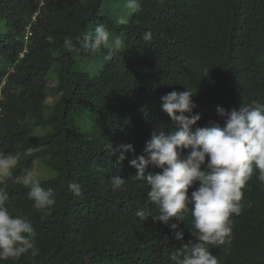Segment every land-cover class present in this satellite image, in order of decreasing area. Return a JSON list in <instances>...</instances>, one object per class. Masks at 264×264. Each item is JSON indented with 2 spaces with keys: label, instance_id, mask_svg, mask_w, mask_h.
<instances>
[{
  "label": "trees",
  "instance_id": "obj_1",
  "mask_svg": "<svg viewBox=\"0 0 264 264\" xmlns=\"http://www.w3.org/2000/svg\"><path fill=\"white\" fill-rule=\"evenodd\" d=\"M126 2L0 0V149L20 154L0 186L9 210L33 222L39 249L36 257L0 264H169V252L196 242L191 216L169 221L183 230L180 241L151 217L141 221V208L158 213L129 164L156 127H171L161 97L185 88L196 93L200 127L223 124L217 106L264 103V0H141V10L121 25ZM98 24L123 34L125 46L110 60L106 50L93 53L75 39ZM65 37L73 38L72 51L63 47ZM110 144H132L134 154L118 162ZM37 160L55 173L40 181L56 199L43 219L19 179ZM115 175L127 191L112 190ZM257 175L242 189L240 215L231 217L230 246H209L219 264H264V184ZM70 182L81 185L80 197L68 191Z\"/></svg>",
  "mask_w": 264,
  "mask_h": 264
},
{
  "label": "clouds",
  "instance_id": "obj_2",
  "mask_svg": "<svg viewBox=\"0 0 264 264\" xmlns=\"http://www.w3.org/2000/svg\"><path fill=\"white\" fill-rule=\"evenodd\" d=\"M141 7V0H127V17L118 14L117 23L126 25L128 17ZM26 31L27 38L28 26ZM122 35L113 36L104 24H98L94 32L83 31L75 39L93 53L106 50L104 59L110 60L125 46ZM143 38L150 41L151 32H145ZM63 47L72 51L73 38L65 37ZM195 94L185 88L161 97V110L170 118L171 127L167 130L164 126L156 127L145 143L143 154L129 161L136 170V178L146 182L147 201L158 213L141 208L136 212L141 221L151 217L153 222L168 226L173 239L180 241L183 230L169 221L175 218L184 222L185 213L191 216L189 229L196 242L189 241L169 252V264H219L209 246H230L231 217L242 211V189L254 172L258 173L257 180L264 184V103L243 104L239 110L217 106L216 113L223 124L209 121L200 127L201 115L193 113L197 107L192 99ZM109 152L116 161L123 162L125 153L134 154V147L110 144ZM19 160V153L12 155L0 149V184L12 177ZM149 168L160 171L146 173ZM94 170L102 171L98 167ZM19 179L29 189L27 198L33 202V207L43 213L41 219L49 215L56 204L54 194L41 187L31 170ZM109 182L113 191H127L126 181L120 176H111ZM193 185L197 186L189 195ZM67 189L76 197L82 195L79 183L70 182ZM8 200V192L0 186V261L16 260L25 254L38 256L33 222L20 213L13 214L7 206Z\"/></svg>",
  "mask_w": 264,
  "mask_h": 264
},
{
  "label": "rangeland",
  "instance_id": "obj_3",
  "mask_svg": "<svg viewBox=\"0 0 264 264\" xmlns=\"http://www.w3.org/2000/svg\"><path fill=\"white\" fill-rule=\"evenodd\" d=\"M51 76H53V74H51ZM51 101L52 97H49L48 102L50 103ZM33 172L37 175L39 181H47L55 177V173L50 168L46 167L41 160L35 162Z\"/></svg>",
  "mask_w": 264,
  "mask_h": 264
},
{
  "label": "built area",
  "instance_id": "obj_4",
  "mask_svg": "<svg viewBox=\"0 0 264 264\" xmlns=\"http://www.w3.org/2000/svg\"><path fill=\"white\" fill-rule=\"evenodd\" d=\"M33 21H34V19H33ZM28 29H29V27H28ZM30 35H31V34H30V32H29V33H28V36H30ZM28 36H27V37H28Z\"/></svg>",
  "mask_w": 264,
  "mask_h": 264
}]
</instances>
